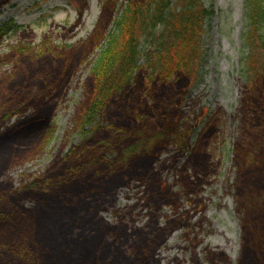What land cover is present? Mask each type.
Returning <instances> with one entry per match:
<instances>
[{
  "label": "trees",
  "instance_id": "1",
  "mask_svg": "<svg viewBox=\"0 0 264 264\" xmlns=\"http://www.w3.org/2000/svg\"><path fill=\"white\" fill-rule=\"evenodd\" d=\"M211 15L212 9L205 7L203 0H120L109 32L101 35L104 43L92 65V81L74 106L71 124L79 142L43 174L18 188L0 182V264H126L131 256L125 245L134 250L135 264H153L154 258L152 262L148 258L150 250L165 244V239L159 242L156 235L164 230L162 226L171 232L188 231L190 212H199L205 181L190 174L188 160L174 168L171 183L161 172L168 165L162 157L169 146L176 151L168 160L170 164L191 148L195 123L182 121L178 104L147 108L142 92L131 106L127 104L139 81L145 93L155 83L171 87L178 77L195 82L203 58V28ZM245 16L261 30L264 3L247 0ZM74 54V48H54L22 55L13 73V77L22 78L0 81V178L38 153L36 137L29 145L25 141L51 127L54 105L49 99L74 76L81 61ZM16 116L24 117L6 127ZM101 131L106 135L98 138ZM235 146L243 154L233 150L234 188L243 183L248 189L239 192L236 204L239 209H249L250 216L264 219V159L258 161L241 143ZM115 178L118 180L108 185ZM252 178L256 182L251 183ZM132 183L143 186L144 192L142 202L133 205L131 212L137 207L140 213L144 211L142 216L155 230H148L151 225L136 229L133 222V231L120 232L99 216L101 200ZM249 198L252 208L246 207ZM80 201L93 217L82 214V206L76 209ZM97 201L100 206L93 203ZM25 202L31 207H25ZM167 208L170 215L163 213ZM239 221L250 229L259 222L241 217ZM143 232V246L132 243ZM123 238L120 246L117 242ZM185 238L190 240L189 234ZM253 251L257 252L254 246ZM213 260L210 263L216 264Z\"/></svg>",
  "mask_w": 264,
  "mask_h": 264
},
{
  "label": "rangeland",
  "instance_id": "2",
  "mask_svg": "<svg viewBox=\"0 0 264 264\" xmlns=\"http://www.w3.org/2000/svg\"><path fill=\"white\" fill-rule=\"evenodd\" d=\"M258 1L264 3V0ZM119 2L16 0L12 3V0H0V81L18 82L22 77H13V73L20 63L19 58L31 52L74 48V55L81 57L71 80L49 99L54 105L49 120L51 127L25 141L29 145L36 139L38 153L14 165L0 178V182L11 183L18 188L43 174L72 144L79 142L71 124L74 106L82 98L83 88L89 87L92 81V65L104 43L101 35L109 32ZM246 3L247 0H203L204 6L212 9V15L203 28V58L199 76L197 79L194 77L195 82L178 77L171 87L155 83L145 93L142 81H139L128 101L127 106H131L142 92L148 100L147 108L179 105L182 121L195 123L190 137L191 148L184 151L181 162L188 160L190 174L196 173L206 181L202 186L199 212L191 218L188 231L184 233L183 229H174L171 232L162 226L164 230L157 232V239L159 242L165 239V244L150 250L148 258L151 262L154 258L153 264H211L212 258L216 264H264V219H258L259 215L250 216L249 209H239L236 204L241 198L239 192H248V189L243 183L237 190L234 188L233 150L239 152L235 143L243 144L245 150L256 155L258 161L264 159V77H261L264 75V23L263 28L257 30L256 25L249 22L245 16ZM80 15L83 21L74 31L72 26ZM30 31L35 34L33 39L25 36ZM250 65L255 73L252 68L248 69ZM6 75L8 77L3 78ZM177 89H180L178 93ZM179 98L181 103H178ZM141 104L146 106L142 99ZM22 118H12L6 127L15 125ZM105 135L106 132L101 131L97 137ZM175 152L174 147H168L162 157L165 164ZM239 153L243 154V151ZM125 165L129 168L127 161ZM173 170L164 174L170 183L174 178ZM117 180L115 178L108 185ZM251 180V183L256 182L254 178ZM143 189V186L132 183L102 199L103 206L99 201L93 203L102 209L100 218L107 224L116 225L120 232L123 229L131 232L135 227L142 230L147 225H151V228L148 226L149 231L155 230L140 209L131 212L133 205L142 202ZM250 203L249 198L247 208H252ZM76 204L79 205L76 207L78 210L82 206V214L93 217L92 213L86 212L81 201ZM24 206L30 208L31 203L25 202ZM165 212L171 214L168 208ZM240 217L243 221L245 218L248 222H259L250 229L241 226ZM145 233L132 243L143 246ZM187 234L190 240L185 238ZM258 238L261 240L258 241ZM124 240L120 239L117 243L121 246ZM124 249L131 256L126 264H135L137 257L134 250L130 245H125Z\"/></svg>",
  "mask_w": 264,
  "mask_h": 264
},
{
  "label": "flooded vegetation",
  "instance_id": "3",
  "mask_svg": "<svg viewBox=\"0 0 264 264\" xmlns=\"http://www.w3.org/2000/svg\"><path fill=\"white\" fill-rule=\"evenodd\" d=\"M170 163H171V162H169L168 165H166L167 168H165V169L163 170V172H161L163 175L165 174V172H166L167 170H173L174 168H178V167L180 166V164H182L180 158L176 159L172 164H170ZM173 171H174V170H173ZM164 177H165V175H164ZM203 180L205 181V178H203ZM205 182H206V181H205ZM205 182H204V183H205ZM234 183H235V182H234ZM202 186H203V185H202ZM136 209H138V207H137ZM136 209H135V210H136ZM143 213H144V211H143ZM163 213H166L165 210L163 211ZM195 214H196L195 211L190 212V216H192V217H193V215H195Z\"/></svg>",
  "mask_w": 264,
  "mask_h": 264
},
{
  "label": "bare ground",
  "instance_id": "4",
  "mask_svg": "<svg viewBox=\"0 0 264 264\" xmlns=\"http://www.w3.org/2000/svg\"><path fill=\"white\" fill-rule=\"evenodd\" d=\"M16 0H12V3H14ZM87 4H86V9H87ZM82 15H80V17L78 18V20L76 21V27H78V25L79 24H81L82 23ZM76 27L74 28V31L76 30ZM35 37V34L32 32V31H30V32H28L27 33V38H30V39H33Z\"/></svg>",
  "mask_w": 264,
  "mask_h": 264
}]
</instances>
